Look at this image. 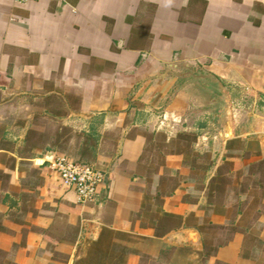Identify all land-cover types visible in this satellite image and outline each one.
<instances>
[{
    "label": "crops",
    "instance_id": "1",
    "mask_svg": "<svg viewBox=\"0 0 264 264\" xmlns=\"http://www.w3.org/2000/svg\"><path fill=\"white\" fill-rule=\"evenodd\" d=\"M0 264H264V0H0Z\"/></svg>",
    "mask_w": 264,
    "mask_h": 264
},
{
    "label": "built area",
    "instance_id": "2",
    "mask_svg": "<svg viewBox=\"0 0 264 264\" xmlns=\"http://www.w3.org/2000/svg\"><path fill=\"white\" fill-rule=\"evenodd\" d=\"M17 3H27L36 0H15ZM65 2L67 0H57ZM50 169L60 179L63 186L76 191L82 202L93 201L104 180V173L89 163L76 162L68 156L56 155L50 162Z\"/></svg>",
    "mask_w": 264,
    "mask_h": 264
},
{
    "label": "rangeland",
    "instance_id": "3",
    "mask_svg": "<svg viewBox=\"0 0 264 264\" xmlns=\"http://www.w3.org/2000/svg\"><path fill=\"white\" fill-rule=\"evenodd\" d=\"M212 99L209 97H204L203 101H201V105L200 106H195V107H190L189 111H188V115H210L211 111H212V107H210V101ZM224 101H222V105H223ZM130 113L128 112V115ZM158 115L164 114V113H156ZM190 138L192 136H189Z\"/></svg>",
    "mask_w": 264,
    "mask_h": 264
},
{
    "label": "water",
    "instance_id": "4",
    "mask_svg": "<svg viewBox=\"0 0 264 264\" xmlns=\"http://www.w3.org/2000/svg\"><path fill=\"white\" fill-rule=\"evenodd\" d=\"M183 66L187 67L188 65H187V64H185V65H183ZM216 81H217V80H216ZM225 104H226V106H229V101H228V98H225Z\"/></svg>",
    "mask_w": 264,
    "mask_h": 264
}]
</instances>
